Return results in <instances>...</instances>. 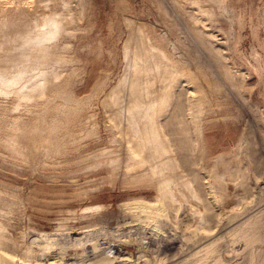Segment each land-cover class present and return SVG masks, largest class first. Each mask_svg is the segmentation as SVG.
Returning <instances> with one entry per match:
<instances>
[{
	"label": "rangeland",
	"instance_id": "1",
	"mask_svg": "<svg viewBox=\"0 0 264 264\" xmlns=\"http://www.w3.org/2000/svg\"><path fill=\"white\" fill-rule=\"evenodd\" d=\"M168 75L193 94L180 114L206 191L128 167L127 117L141 110L170 129ZM262 117L264 0H0V254L6 264H114L118 253L119 264H264V210L240 231L216 230L206 250L187 248L212 213L263 202L264 177L239 171Z\"/></svg>",
	"mask_w": 264,
	"mask_h": 264
},
{
	"label": "bare ground",
	"instance_id": "2",
	"mask_svg": "<svg viewBox=\"0 0 264 264\" xmlns=\"http://www.w3.org/2000/svg\"><path fill=\"white\" fill-rule=\"evenodd\" d=\"M149 62H150L149 64L152 65V62L151 61H149ZM168 77H170V80L168 81V83H170V84L168 85V89L163 93V96H160V97L163 100L170 102V104H171V102L174 103L173 115H170V119H167L165 121L166 124L164 123L165 124L164 130H167L166 127H168V129L169 128L170 129L167 131L162 130V131H164L163 133L160 132V130H161L160 129V127H161L160 122H157L156 120L148 122V125H147L145 123L146 121L142 120L145 113L142 112L141 110H138L139 112L136 111V112L132 113L131 117H129V118L127 117V119H128L127 122L130 121V123L128 122V124L129 125L131 124L130 126L132 127L131 131L134 134V136L136 137V138H134L131 136L130 139H127V142H129V144L124 142L125 146H126V144L128 145V146H126V148L128 147L127 150H129L128 151L129 157L126 156V158L127 159L131 158V160H130L131 162L128 161V162H130L128 167H130L132 169H136V170L140 169V171H139L140 174H141V168L145 170V171L142 170L143 173L146 171H151L152 172L151 176L155 175L154 172H156V174H158V176L156 175L158 177V181H159L158 183H161V184H163V182H166V181H168L170 183V182H172V180H174V182L176 181L175 183L172 182L174 184V186L176 183H177L176 185L179 186V183H180L179 191L182 188V186H181L182 184H183V186L184 185L187 186V184H189L190 182H193V183L197 182V186L199 187V189L204 190L205 188H207V186H206L207 182L206 181L202 182V180L200 178H198V176H197L199 174L201 176V173H202L201 169H203L202 168L203 164L201 166V163L203 161L202 162L200 161L201 157H199V156H201V155H197V153L200 149L199 150L196 149L197 146L194 143L193 135L191 134V131L188 130L189 125H191L189 122V117H188L189 113L184 111L183 114L182 113L180 114V110L182 109V105L187 106V109L190 111L189 107H190V102H191V98H192L193 94L190 93L189 88H188L189 86H187L186 84H183L184 82L182 83V80H180V79L176 80L173 75H168ZM133 87L135 88V91H134L135 94L134 95L136 97H138V95L140 94V89H139V84L137 81L133 82ZM171 88H173V89L171 90ZM183 92L185 93L184 95H186V99H184L185 103L182 100L180 103V100L177 98L176 93H179L182 95ZM137 103H138V100L135 102V104H137ZM151 114L157 115V112L151 111ZM262 119H264V117H262ZM124 121H126V120H124ZM250 124H251V122H250ZM262 124H264V123H262ZM258 126H261V123ZM263 127H264V125H263ZM124 128H126V127H124ZM126 130H128V129H126ZM119 131H121V129ZM128 131H130V129ZM250 132H251V130H250ZM123 133H125V131H123ZM126 134H127V131L125 134H123L124 137ZM249 134L250 133L248 132V135ZM253 140H254V142H253ZM253 140H252V144H253L252 145L250 142V138H249L248 144H250L252 147L250 149H248V151L246 150V152H247L246 154H247V158H248V162H249L248 166L250 168H247L246 166H242L241 168H239V171H241V172L243 171V173L246 174V169H248V170L251 169V172L249 171V174L252 173L254 180H255V183H256V181H259L261 178L264 177L263 176V170H262V169H264V131H263V133L259 132L257 135H255ZM130 142H132V143H130ZM125 146H123V147H125ZM207 156H209V155H207ZM244 157H245V155H244ZM210 160H211L210 158H209V160H206V163ZM213 160H215V159H213ZM244 160H246V159H244ZM230 162L233 163L232 161H230ZM214 163H215V161L213 162V166L215 165ZM242 163H243V161H242ZM223 165L226 166V165H228V163H226V165L225 164H223ZM215 166H217V165H215ZM146 173L143 174L142 177H145V178H142V180L143 179L147 180L146 177L147 176L149 177V174H151L150 172L148 173V175ZM233 175L234 174H232L231 177ZM237 175H240V174H237ZM240 177H242V176L240 175ZM155 178L156 177H154V179ZM140 180H141V178H140ZM169 180H171V181H169ZM262 181H263V179H262ZM156 183H157V181H156ZM178 186L176 188H178ZM186 188H184V190H186ZM207 190H209V189H207ZM205 191H206V189H205ZM169 192L170 191H168L167 193H169ZM166 195H168V194H166ZM251 197H250V199H251ZM246 202H248V201H246ZM253 202H255V201H253ZM253 202H250V203L252 204ZM133 205H134L133 208L140 209V210H144V209L150 207V204L143 203V202H136ZM243 205L245 206V204H243ZM248 206H249L248 208H246L247 206H245V211L243 210V212L240 214H237L238 212L235 213L234 212L235 210H233L234 213L231 215L229 214L230 215L229 217L226 215L227 218H221L219 214L212 213V227L208 228V231H203L201 233L199 232L200 233L199 241L195 244H193V243L189 244L187 246V248H189V251L195 250L194 253H197L203 249L206 250L207 248H210V245L214 244L217 241V239L219 238V237H216L217 236L216 230H219L220 232H223L224 234L227 233L226 235H228V233H234L236 231H240L241 229L245 228L249 224H255L257 222V219L255 217L259 213H262L264 210V198H263V202H262V200H260L255 205H253L252 207H250V205H248ZM222 235H220V236H222ZM226 235H225V237H226ZM198 236H199V234H198ZM244 236L245 235H243V237ZM95 251H96V248H93V252H95ZM125 256L118 253V255L114 258V261H113L114 264H119L120 262H124L125 260H127L128 258ZM43 259H44V257L42 254L39 256V260H43ZM186 261H187V259L181 260V262H183V263ZM0 264H6L5 258L1 254H0Z\"/></svg>",
	"mask_w": 264,
	"mask_h": 264
}]
</instances>
